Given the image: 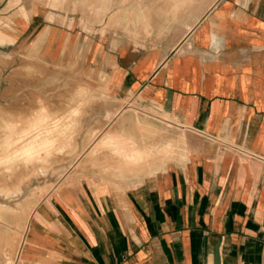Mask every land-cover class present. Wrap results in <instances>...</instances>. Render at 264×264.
Segmentation results:
<instances>
[{
	"label": "crops",
	"instance_id": "1",
	"mask_svg": "<svg viewBox=\"0 0 264 264\" xmlns=\"http://www.w3.org/2000/svg\"><path fill=\"white\" fill-rule=\"evenodd\" d=\"M185 8L17 24L24 55L95 93L94 138L10 264H264V0Z\"/></svg>",
	"mask_w": 264,
	"mask_h": 264
},
{
	"label": "rangeland",
	"instance_id": "2",
	"mask_svg": "<svg viewBox=\"0 0 264 264\" xmlns=\"http://www.w3.org/2000/svg\"><path fill=\"white\" fill-rule=\"evenodd\" d=\"M189 1L200 14L216 0H0V264L18 254L31 212L94 138L85 134L91 121L82 101L95 93L75 73L24 55L17 24L45 13L47 23H60L72 7L83 30L101 32L108 14L109 21L123 13L177 16Z\"/></svg>",
	"mask_w": 264,
	"mask_h": 264
},
{
	"label": "bare ground",
	"instance_id": "3",
	"mask_svg": "<svg viewBox=\"0 0 264 264\" xmlns=\"http://www.w3.org/2000/svg\"><path fill=\"white\" fill-rule=\"evenodd\" d=\"M4 40H5V38H4ZM4 40H3V41H4Z\"/></svg>",
	"mask_w": 264,
	"mask_h": 264
}]
</instances>
